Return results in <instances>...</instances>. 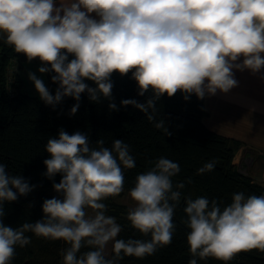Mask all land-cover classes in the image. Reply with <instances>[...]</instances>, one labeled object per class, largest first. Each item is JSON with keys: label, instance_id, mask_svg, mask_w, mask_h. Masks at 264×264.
Here are the masks:
<instances>
[{"label": "clouds", "instance_id": "obj_1", "mask_svg": "<svg viewBox=\"0 0 264 264\" xmlns=\"http://www.w3.org/2000/svg\"><path fill=\"white\" fill-rule=\"evenodd\" d=\"M0 38L28 62L38 59L39 73H52L58 85L54 95L35 73L29 71L28 79L53 108L73 98L77 103L69 115L78 111L82 93L91 102L112 101L113 73H130L138 95L152 93L143 103L121 101L150 122L165 94L179 91L185 100L192 94L200 100L218 91L227 94L238 87L235 71L261 74L264 80V0H0ZM108 107L118 110L114 102ZM154 126L170 135L163 120ZM45 151L49 158L43 161V175L49 180L61 176L52 184L61 198L45 199L40 220L15 228L3 222L4 205L26 197L36 185L10 174L0 162V264H12L16 247L31 243L26 233L64 241L68 247L61 252V264H119L124 257L143 259L172 243L179 190L185 186L173 184L181 170L177 162L161 156L137 174L128 190L135 207L126 219L151 238L123 239L118 238L122 225L106 215L103 201L125 190L123 169L136 166L129 145L115 139L109 148L103 139L93 144L86 133L61 128L47 140ZM215 164L206 162L198 174L213 171ZM185 205L188 264L209 257L228 264L241 252L264 253V195L234 193L224 207L207 197H188ZM110 242L111 258L105 255Z\"/></svg>", "mask_w": 264, "mask_h": 264}, {"label": "trees", "instance_id": "obj_2", "mask_svg": "<svg viewBox=\"0 0 264 264\" xmlns=\"http://www.w3.org/2000/svg\"><path fill=\"white\" fill-rule=\"evenodd\" d=\"M27 62V58L16 53L12 46L5 42L0 44V162L7 165L10 174L22 176L31 185H36L26 197L5 203L3 222L6 226L15 228L25 222L40 220L43 201L54 197L48 192L53 190V182H60L61 176L57 174L54 180L46 178L43 161L49 158L45 151L47 140L57 137L61 128L69 134L75 131L86 133L93 144L103 139L109 148L115 139L127 143L136 162L134 168L123 169L124 191L127 192L134 186L137 174L149 170L161 156L180 166V172L172 178L173 184L183 182L185 186L179 190L181 199L173 218L176 230L172 243L143 259L124 257L119 264H188L192 258L186 239L189 229L182 223L186 219L183 209L188 197H207L224 207L231 203L234 193L242 192L246 197L264 195V185L237 168L235 157L243 143L212 131L203 122L207 115L204 99L192 94L185 100L179 91L172 97L165 94L157 101L154 120L150 122L146 114L131 105L122 106L121 101L135 99L143 103L152 93L138 95L137 84L130 78V73L123 77L113 73L112 101L101 99L100 102H91L87 93H82L78 111L69 115L71 107L77 103L73 98L65 97L53 108L23 91L25 83L20 73ZM32 62L40 63L38 59ZM10 68L13 69L11 75ZM51 75L46 73V78L54 95L58 85L52 82ZM85 82L95 86L91 81ZM9 85L13 94L9 93ZM110 102H114L118 110L110 111ZM161 120L170 135L163 128L154 126ZM213 160L216 161L213 171L198 174L199 168ZM115 199L109 197L103 202L107 205L106 215L116 217L122 225L118 238L150 239V236H143L131 227L126 219L129 207ZM26 235L31 237V243L24 248L16 247L12 264H61V252L68 247L64 241L37 238L32 233ZM87 250L83 248L81 252ZM197 260L198 264H223L211 257ZM228 264H264V253L258 250L241 252Z\"/></svg>", "mask_w": 264, "mask_h": 264}, {"label": "crops", "instance_id": "obj_3", "mask_svg": "<svg viewBox=\"0 0 264 264\" xmlns=\"http://www.w3.org/2000/svg\"><path fill=\"white\" fill-rule=\"evenodd\" d=\"M57 2L68 3L69 0ZM3 42L4 39L0 38V44ZM31 68L38 70L37 67ZM260 75H252L248 70L235 71L238 87L227 94L218 91L216 95L204 98L207 115L203 122L212 131L243 143L235 163L250 160L264 164V159L259 157L264 154V80ZM34 97L40 98L39 95Z\"/></svg>", "mask_w": 264, "mask_h": 264}, {"label": "rangeland", "instance_id": "obj_4", "mask_svg": "<svg viewBox=\"0 0 264 264\" xmlns=\"http://www.w3.org/2000/svg\"><path fill=\"white\" fill-rule=\"evenodd\" d=\"M34 65H37V66H34ZM40 66H41L40 63L39 64H35L33 62L29 63V64L26 63L24 66V69L20 73L21 79L25 82V87H24L23 91L30 94V96L39 95V94L35 90L33 83L28 79V72L29 71L35 73L38 76V78L43 79L45 85L48 87L46 74H41V73L38 74V70L31 68V67L39 68ZM12 71H13V69L10 68L9 69V73H10L9 75H11ZM255 158L257 159V157H255ZM255 163H256V161H255ZM263 163H264V160H263ZM239 164H240V161L236 163L237 168L239 167ZM256 165H258V167H256L255 170L254 169H252V171L248 170V172L251 175H253L255 178H257L256 182L264 184V164L256 163ZM260 174H262V175H260ZM48 193L52 196H59V194L56 193L54 190H50ZM115 201L120 203V204L127 205L129 207V209L135 207V202L130 198L127 191H124V192H122L121 195L117 196ZM88 212L90 215L93 214V210H91V209H88ZM111 253H112V244L110 242L105 249V255L107 257H110Z\"/></svg>", "mask_w": 264, "mask_h": 264}, {"label": "built area", "instance_id": "obj_5", "mask_svg": "<svg viewBox=\"0 0 264 264\" xmlns=\"http://www.w3.org/2000/svg\"><path fill=\"white\" fill-rule=\"evenodd\" d=\"M13 89H12V87H11V85H9V93H11V94H13ZM259 157H261V158H263L264 159V154L263 153H261L260 155H259ZM252 161H250V160H248V161H244V162H242V163H240L239 164V167H238V170L241 172V173H243L244 175H247V176H250V177H252L253 179H254V181H256V179L257 178H255L253 175H251L249 172H248V170L249 171H252V169H256V167H258V165H256V163H255V161H253L252 163H251ZM254 165V166H253ZM260 175H262V174H260Z\"/></svg>", "mask_w": 264, "mask_h": 264}]
</instances>
